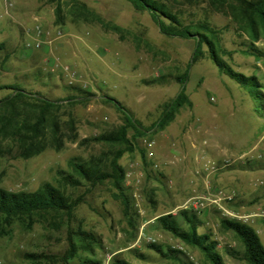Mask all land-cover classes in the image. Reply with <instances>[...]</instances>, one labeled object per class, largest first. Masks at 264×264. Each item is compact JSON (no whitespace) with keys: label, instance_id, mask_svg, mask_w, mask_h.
I'll list each match as a JSON object with an SVG mask.
<instances>
[{"label":"rangeland","instance_id":"1","mask_svg":"<svg viewBox=\"0 0 264 264\" xmlns=\"http://www.w3.org/2000/svg\"><path fill=\"white\" fill-rule=\"evenodd\" d=\"M159 1L188 23L209 22L218 32L224 62L264 86V34L253 39L239 3L232 9L210 2ZM40 25L43 47L28 49ZM0 46V87L23 88L60 103L63 142L25 159L17 147L0 140V189L34 193L50 183L78 202L71 221L54 212L0 219V264H180L152 245L180 252L188 264H211L158 223L172 216L188 229L183 211L196 216L198 234L216 243L224 264H249L239 238L224 228L225 220L250 226L264 246V89L257 98L221 73L207 53L193 62V38L163 35L149 12L127 0H0ZM55 59L77 72L79 81L71 85L66 74L53 70L49 62ZM183 87L189 102L164 128H153ZM10 92L1 90L0 100ZM74 97L79 99L65 102ZM109 98L145 130L119 161L125 171L122 190L131 202L128 214L110 180L95 187L82 181L72 188L59 176L79 178L73 163H93L110 172L109 160L120 147L100 138L117 133L126 122ZM133 137L129 129L128 138ZM219 191L234 196L233 201L214 204ZM204 195L212 202L197 208L196 200ZM229 214L248 219H230ZM82 232L96 243L72 234ZM72 241L76 254L67 261Z\"/></svg>","mask_w":264,"mask_h":264},{"label":"trees","instance_id":"2","mask_svg":"<svg viewBox=\"0 0 264 264\" xmlns=\"http://www.w3.org/2000/svg\"><path fill=\"white\" fill-rule=\"evenodd\" d=\"M127 1L131 2L138 11L149 12L163 35L180 39L193 38L196 42L193 62L203 58L205 53H207L209 59L221 73L236 81L240 86L248 88L257 98H262V90L264 89L262 84L255 78H247L234 72L220 57L221 46L217 42L218 32L209 22L188 23L181 15L175 13L172 6L167 4V2L159 0ZM175 1L178 2L179 0ZM182 1L189 5L210 2L215 7L229 6L232 9H234V4L239 3V11L245 17L253 39L258 40L261 31L264 34V0H252V2H247L246 0ZM194 29L198 31L195 35ZM196 35L200 37L199 40L195 39ZM2 49V46H0V50ZM187 77L188 71L180 80L183 86L186 84L184 80ZM1 90H9L11 92L0 100V140L8 142L11 148L17 147L20 150L21 157L25 159L39 155L46 149L63 145L60 138V124L57 120V113L61 109L60 103L50 101L39 93H32L19 87L4 86L0 87ZM73 90L80 92L85 97L92 96V94H88L79 88H74ZM77 99L79 98L74 97L65 100V102L73 103ZM109 100L125 116L126 122L117 133L100 138V141L110 142L114 146L120 147L113 155V158L109 160L107 169H110V172L104 166L93 163H73L71 166L79 178L63 172H60L59 176L60 181L72 188L81 186L82 181L95 187L110 180L120 193L128 214V210H131V202L122 190V184L125 181V171L119 161L125 153L133 151V141L145 136V130L140 122L135 120L130 111L120 102L113 98H109ZM188 102L186 88L183 87L178 98L165 106L162 117L153 128H164L173 120L180 108ZM129 129L134 131L133 140L128 138ZM77 204L78 202L73 201L50 183L43 185L34 193H13L0 189V219L6 222L14 219H32L35 215L45 212L64 214L71 221ZM181 217L187 224L188 229L181 228L172 216L161 217L158 219V223L164 231L173 234L185 244L200 250L211 264H224L221 256L216 252V243L212 242L208 235L198 234L199 224L196 216L183 211ZM133 219V215L130 214V221H133ZM223 226L226 230L232 231L241 241L246 262L249 264H264V246L253 228L236 220H225ZM72 234L91 238L96 243L93 237L84 232ZM76 248L75 242L72 241L67 252V261L74 257ZM150 248L164 258L175 260L180 264H188L182 259L181 253L178 251L169 249L165 252L163 248L156 245H152ZM27 257L35 260L44 258L38 255H29ZM114 264L128 263L116 260Z\"/></svg>","mask_w":264,"mask_h":264},{"label":"built area","instance_id":"3","mask_svg":"<svg viewBox=\"0 0 264 264\" xmlns=\"http://www.w3.org/2000/svg\"><path fill=\"white\" fill-rule=\"evenodd\" d=\"M42 33H43V27L40 25L37 27V36L38 38L35 39L32 43H27V48L28 49H33V50H41L43 47V38H42ZM49 63H51L53 70H59L62 73L66 74L67 77L70 80V84L73 85L74 83L79 81V74L77 72H75L71 67L64 65L59 59H55L53 61H50ZM215 199H213V203L214 204H218L219 201H221L222 199L224 200H228V201H233L234 196H225L223 194L222 191H219L215 196ZM211 201L212 199L209 198L208 196L204 195L203 197H200L196 200L195 202V206L197 208H203L205 207V205L207 204V202ZM230 219H239V221H243L246 222L247 221V217H238L235 216L233 214H229ZM111 258V256L109 257V259Z\"/></svg>","mask_w":264,"mask_h":264},{"label":"water","instance_id":"4","mask_svg":"<svg viewBox=\"0 0 264 264\" xmlns=\"http://www.w3.org/2000/svg\"><path fill=\"white\" fill-rule=\"evenodd\" d=\"M195 39L199 40V39H200V37L196 35V36H195Z\"/></svg>","mask_w":264,"mask_h":264}]
</instances>
